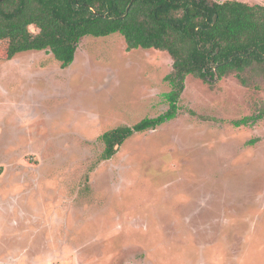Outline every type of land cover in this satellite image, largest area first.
I'll use <instances>...</instances> for the list:
<instances>
[{
	"label": "rangeland",
	"instance_id": "1",
	"mask_svg": "<svg viewBox=\"0 0 264 264\" xmlns=\"http://www.w3.org/2000/svg\"><path fill=\"white\" fill-rule=\"evenodd\" d=\"M5 58L0 43V264H264L259 71L187 76L172 120L101 161L102 134L168 110L170 56L115 33L67 68Z\"/></svg>",
	"mask_w": 264,
	"mask_h": 264
},
{
	"label": "trees",
	"instance_id": "2",
	"mask_svg": "<svg viewBox=\"0 0 264 264\" xmlns=\"http://www.w3.org/2000/svg\"><path fill=\"white\" fill-rule=\"evenodd\" d=\"M4 0L0 2V43L6 60L26 51L49 52L62 68L74 61L86 36L120 34L127 50L166 52L172 72L165 77L168 110L121 126L100 136L101 161L111 159L136 133L156 129L174 118L185 79L212 84L234 74L246 85L245 73L264 77V6L210 0ZM34 27L37 32L32 33ZM264 117V107L256 116ZM241 122H244L243 120Z\"/></svg>",
	"mask_w": 264,
	"mask_h": 264
},
{
	"label": "water",
	"instance_id": "3",
	"mask_svg": "<svg viewBox=\"0 0 264 264\" xmlns=\"http://www.w3.org/2000/svg\"><path fill=\"white\" fill-rule=\"evenodd\" d=\"M4 0H0V2H3ZM136 0H131L129 6L127 7V12L129 10V8L131 7V5L135 2Z\"/></svg>",
	"mask_w": 264,
	"mask_h": 264
}]
</instances>
